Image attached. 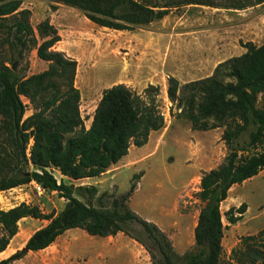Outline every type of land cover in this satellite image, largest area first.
<instances>
[{
  "label": "trees",
  "instance_id": "obj_1",
  "mask_svg": "<svg viewBox=\"0 0 264 264\" xmlns=\"http://www.w3.org/2000/svg\"><path fill=\"white\" fill-rule=\"evenodd\" d=\"M48 1L75 8L95 25L114 31L148 26L182 6L171 5V0ZM22 2L0 0V192L35 182L57 192L67 203L61 212L49 214L27 203L0 210V254L19 234L22 221H48L21 250L0 264H13L30 252L46 250L73 229L102 238L123 233L144 247L151 264H223V220L236 225L249 207L243 203L223 214L222 204L234 187L264 171V43L243 44L246 53L220 63L210 77L185 84L169 78L167 95L178 109L172 115L188 120L193 131L224 129L221 139L227 148L223 163L202 175L195 244L180 254L158 225L130 208L136 179L142 175H136L130 190L115 196L112 207L106 209L93 205L97 195L94 185H68L52 172L56 169L74 181L99 178L126 157L132 146L147 145L151 133L166 126L157 99L160 88L149 85L143 95L125 84L105 89L86 129L82 94L75 85L77 60L56 50L61 37L49 19L34 29L32 13L22 8ZM191 4L203 5L197 0L183 5ZM32 51L48 67L28 76L24 64ZM24 99L33 109L29 117ZM246 132L249 142L241 145L239 139ZM245 153L249 155L245 157ZM77 195H88L89 201L84 203ZM134 228L140 229V234L133 233ZM230 260L234 264H264V229L242 237Z\"/></svg>",
  "mask_w": 264,
  "mask_h": 264
},
{
  "label": "rangeland",
  "instance_id": "obj_2",
  "mask_svg": "<svg viewBox=\"0 0 264 264\" xmlns=\"http://www.w3.org/2000/svg\"><path fill=\"white\" fill-rule=\"evenodd\" d=\"M185 1L171 0V5L182 6L172 8L164 19L133 31L99 27L81 11L64 4L48 0L22 2V8L32 13L34 29L49 19L61 37L56 50L77 60L75 85L82 94L81 114L86 129L91 126L105 89L125 84L143 95L149 85L160 88L157 99L165 115V128L154 133L147 146L132 147V153L138 154L136 159L127 158L100 178L91 179L90 185L97 188L92 203L97 208H111L114 197L126 194L134 177L142 175L140 180L136 179L138 186L130 208L141 218L158 225L180 254L195 244V222L201 208L197 194L202 175L223 163L227 148L221 139L224 129L193 131L188 120L174 116L178 109L167 95L169 78L193 70H204L202 76H205L217 62L238 56L243 44L252 42L261 46L264 43V2L261 0H197L203 5H183ZM24 66L30 76L46 70L48 64L32 51ZM24 101L29 105L26 114L29 117L33 109L28 100ZM239 142L241 145L249 142V132ZM52 172L58 181H63L58 170ZM64 181L74 184L69 178ZM77 198L84 203L89 201L88 195H77ZM21 203L37 205L49 214L61 212L67 201L57 192L39 190L35 182L0 192V210ZM243 203L249 208L238 224L230 225L223 220L226 227L223 264H234L228 251L242 237L257 235L264 229V171L234 187L222 204V213ZM47 224L48 221L34 219L22 221L18 236L12 240L9 251L0 255V261L22 246L21 239H28ZM140 232L138 228L133 230L135 234ZM122 237L125 239L114 242L73 229L62 235L50 252L61 251L55 264H129L131 259L138 264H151L143 246L127 236ZM132 247L135 253L131 256ZM36 255H28L14 264H42V257Z\"/></svg>",
  "mask_w": 264,
  "mask_h": 264
},
{
  "label": "crops",
  "instance_id": "obj_3",
  "mask_svg": "<svg viewBox=\"0 0 264 264\" xmlns=\"http://www.w3.org/2000/svg\"><path fill=\"white\" fill-rule=\"evenodd\" d=\"M246 53V50L243 48L241 51H240V54L238 55V56H241V55H243V54H245ZM237 57V56H236ZM233 58V57H232ZM226 60H228V59H223V60H221V61H219V62H217V64H215V65H213V68H212V70L207 74V75H205V76H202V73L204 72V70H202V71H190V72H188V73H185V74H182L180 77H176V79L179 81V82H181L182 84H185V83H189V82H194V81H197V80H201V79H204V78H207V77H210L212 74H213V72H214V70H215V68L220 64V63H222V62H224V61H226ZM195 76V77H194ZM189 78V79H188ZM218 130V129H217ZM157 132H159V131H157ZM154 133H156V132H152L151 133V135H150V138H149V142H148V144H150L151 143V141H152V137H153V135H154ZM147 144V145H148ZM147 145H145V146H147ZM144 146V147H145ZM133 147V146H132ZM132 147L130 148V151H129V154L126 156V157H124L120 162H122L123 160H126L127 158H130V161H132V160H134V159H136V157L138 156V154H135L134 152L132 153ZM135 147V146H134ZM136 149H138L137 147H135ZM119 162V163H120ZM118 163V164H119ZM117 165V164H116ZM262 173V172H261ZM260 173V174H261ZM63 177V176H62ZM64 179H63V181L64 180H66V179H68L67 177H63ZM100 178V177H99ZM73 182H74V184H70V185H75V186H81V185H83V184H87V185H90V182H91V179H83V180H78V181H74V180H72ZM65 182V181H64ZM229 195H230V193H229ZM229 199V198H228ZM227 199V200H228ZM226 200V201H227ZM225 201V202H226ZM224 202V203H225ZM223 203V204H224ZM197 221H198V218H197ZM197 221L195 222V227H196V225H197ZM18 236V235H17ZM16 236V237H17ZM32 236V235H31ZM30 236V237H31ZM122 236H125L123 233H119L117 236H115V237H108L109 238V240L110 239H112L114 242H116V240H119L120 238H122V239H125V237H122ZM15 237V238H16ZM29 237V238H30ZM28 238V239H29ZM129 238V237H128ZM28 239H26V240H20L19 241V244H22V246L19 248V249H17L15 252H17L18 250H21L24 246H25V244H26V242L28 241ZM131 239V238H130ZM132 240V239H131ZM58 241V240H57ZM132 241H134V240H132ZM136 242V241H135ZM57 243V242H56ZM56 243L55 244H53L51 247H49V248H47L46 250H43V251H39V252H30L28 255H33V254H37L36 256H38V258L41 256L42 257V261H41V263L42 264H55V260L57 259V256L58 255H60L61 254V251H60V249H58V252H50V250L56 245ZM137 243V242H136ZM237 244V243H236ZM224 246V245H223ZM236 246V245H235ZM11 248V244H10V246H9V248L5 251V252H7V251H9V249ZM231 250H232V248L228 251V253L230 254V252H231ZM4 252V253H5ZM4 253H2V254H4ZM135 253V249L132 247L131 248V250H130V254H131V256L133 255ZM2 254H0V255H2ZM68 255H70L69 253H67ZM27 255V256H28ZM16 262H18V261H16ZM15 263V262H14ZM13 263V264H14ZM66 264V263H65ZM129 264H138L136 261H133V259H131V261H130V263Z\"/></svg>",
  "mask_w": 264,
  "mask_h": 264
},
{
  "label": "built area",
  "instance_id": "obj_4",
  "mask_svg": "<svg viewBox=\"0 0 264 264\" xmlns=\"http://www.w3.org/2000/svg\"><path fill=\"white\" fill-rule=\"evenodd\" d=\"M37 187H38L39 190H42L43 189V187L41 185H39V184H37Z\"/></svg>",
  "mask_w": 264,
  "mask_h": 264
},
{
  "label": "water",
  "instance_id": "obj_5",
  "mask_svg": "<svg viewBox=\"0 0 264 264\" xmlns=\"http://www.w3.org/2000/svg\"><path fill=\"white\" fill-rule=\"evenodd\" d=\"M14 69H16V68H14Z\"/></svg>",
  "mask_w": 264,
  "mask_h": 264
}]
</instances>
